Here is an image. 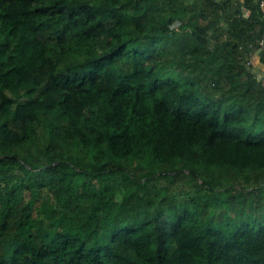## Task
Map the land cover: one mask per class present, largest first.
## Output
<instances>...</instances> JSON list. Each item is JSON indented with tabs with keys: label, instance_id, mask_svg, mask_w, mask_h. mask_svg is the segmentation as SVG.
I'll use <instances>...</instances> for the list:
<instances>
[{
	"label": "trees",
	"instance_id": "obj_1",
	"mask_svg": "<svg viewBox=\"0 0 264 264\" xmlns=\"http://www.w3.org/2000/svg\"><path fill=\"white\" fill-rule=\"evenodd\" d=\"M263 1L0 0V264H264Z\"/></svg>",
	"mask_w": 264,
	"mask_h": 264
},
{
	"label": "crops",
	"instance_id": "obj_2",
	"mask_svg": "<svg viewBox=\"0 0 264 264\" xmlns=\"http://www.w3.org/2000/svg\"><path fill=\"white\" fill-rule=\"evenodd\" d=\"M255 56H257V59L253 60V58H252L253 65H255V67H260V58H259V55L258 54H255ZM259 75L262 77L261 74H259Z\"/></svg>",
	"mask_w": 264,
	"mask_h": 264
},
{
	"label": "built area",
	"instance_id": "obj_3",
	"mask_svg": "<svg viewBox=\"0 0 264 264\" xmlns=\"http://www.w3.org/2000/svg\"><path fill=\"white\" fill-rule=\"evenodd\" d=\"M262 6L264 7V2L262 3ZM260 43L263 44L264 43V40L261 39Z\"/></svg>",
	"mask_w": 264,
	"mask_h": 264
},
{
	"label": "rangeland",
	"instance_id": "obj_4",
	"mask_svg": "<svg viewBox=\"0 0 264 264\" xmlns=\"http://www.w3.org/2000/svg\"><path fill=\"white\" fill-rule=\"evenodd\" d=\"M253 60L257 59V56L253 55ZM258 77L261 78V76L258 74Z\"/></svg>",
	"mask_w": 264,
	"mask_h": 264
},
{
	"label": "clouds",
	"instance_id": "obj_5",
	"mask_svg": "<svg viewBox=\"0 0 264 264\" xmlns=\"http://www.w3.org/2000/svg\"><path fill=\"white\" fill-rule=\"evenodd\" d=\"M263 2H264V1H263ZM263 2H262V3H263ZM262 3H261V4H262ZM262 7H263V6H262ZM263 9H264V7H263ZM251 63L253 64V61H251Z\"/></svg>",
	"mask_w": 264,
	"mask_h": 264
}]
</instances>
